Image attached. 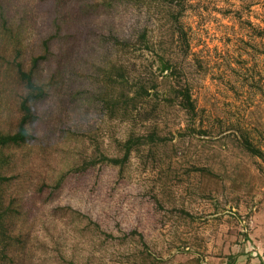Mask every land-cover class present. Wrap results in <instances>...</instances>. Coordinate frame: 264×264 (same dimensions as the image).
<instances>
[{
	"label": "rangeland",
	"instance_id": "rangeland-1",
	"mask_svg": "<svg viewBox=\"0 0 264 264\" xmlns=\"http://www.w3.org/2000/svg\"><path fill=\"white\" fill-rule=\"evenodd\" d=\"M39 57L0 264H264V0H0V130Z\"/></svg>",
	"mask_w": 264,
	"mask_h": 264
},
{
	"label": "trees",
	"instance_id": "trees-1",
	"mask_svg": "<svg viewBox=\"0 0 264 264\" xmlns=\"http://www.w3.org/2000/svg\"><path fill=\"white\" fill-rule=\"evenodd\" d=\"M43 59V57H39L34 59V68L32 67L29 71L24 70L23 63L16 62L15 69L17 71V76H19V80L24 84L26 88V96L22 98L20 103V111L22 114L21 119H19V123L17 124L16 128L13 131H3L0 130V155L2 151L9 147V146H21L28 142L31 138V131H30V121L33 117V104L41 99L45 94V89L43 86L38 85V83L35 81V69L39 63V61ZM122 68V67H121ZM120 68V69H121ZM111 81H114V79L110 76L109 77ZM129 77L124 76V82L125 84H129ZM115 82V81H114ZM133 90V89H132ZM145 91V90H144ZM135 92V91H134ZM146 94H148V90H146ZM182 98V106L189 114H195L196 107L194 102L192 101V96L189 91V89H186L179 93ZM129 97H131V94H128ZM140 97L139 93L132 94V97L136 98ZM155 133H152L147 138L143 137H137V138H131L129 139L124 147V156L121 159H107L106 161L110 162L111 164L115 166H120L122 164H125L133 151H135L138 147V145H145L149 143L148 141L155 143L156 142V136H154ZM246 148L249 152H251L254 155H257L261 158H264V153L262 151H259L255 149L250 143L247 142ZM6 177L2 174H0V192L2 191L1 187L6 182ZM1 194V193H0ZM5 214L1 213L0 218V245L3 246V252L7 251L8 247L13 246V242L11 240V237L9 235L10 233V225L9 222H7L4 219Z\"/></svg>",
	"mask_w": 264,
	"mask_h": 264
}]
</instances>
